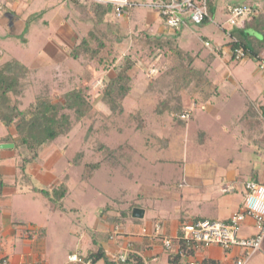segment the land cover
<instances>
[{
  "label": "rangeland",
  "instance_id": "obj_1",
  "mask_svg": "<svg viewBox=\"0 0 264 264\" xmlns=\"http://www.w3.org/2000/svg\"><path fill=\"white\" fill-rule=\"evenodd\" d=\"M13 5L9 8L11 14L23 20L9 26L2 18L7 26L2 24L0 28V44L4 45L0 63L15 57L29 68L20 79L22 88L13 97L21 109L37 96L60 99L63 92L80 82L84 70L95 71L89 82L90 110L82 118H77L73 110H65L70 114L69 130L42 151L47 157L43 159L52 164L49 173L54 176V184L66 177L64 210L29 191L17 199L12 196L11 206H0V212L10 211L12 217L30 218L48 228L45 247L52 264L68 258L78 243L79 231L85 230L92 236L93 228L99 227L98 214L106 205L117 211L136 202L135 207L147 209L144 221L157 214L173 219L178 206L191 207L188 197L194 186H205L221 174L229 180L232 169L245 176L251 165L264 167L256 149L259 146L264 150V130L253 131L259 128L254 119L258 115V97H264L260 61L254 57L230 58L228 38L231 41L236 36L224 30L233 28L227 21V12L217 11L213 21L205 24H188L179 37L180 46L167 38L156 44L142 34L147 31L156 35L162 25L155 10L148 6H136L118 18L107 14L98 22L101 14L90 12L89 4H74L71 0H20V8ZM88 31L113 47L109 63L96 68L83 56L69 55L72 45ZM199 34L206 35L212 45L205 46ZM215 43H219V49L214 48ZM173 45L183 63H187L185 52H189L184 47L192 49V53L200 51L190 65L206 72L205 79L210 83H203L201 91L193 86L194 80L186 87L175 88L174 78L169 75V65L176 60L168 52ZM125 56L136 61L128 71L131 88L119 108L113 109L101 90L116 75ZM208 94L207 101L204 98ZM247 104L251 108H246ZM176 108L182 111L172 110ZM177 116L183 123L177 122ZM6 131L14 129L0 122V136ZM88 162L100 165L84 181L82 168ZM20 172L17 174L21 175ZM30 183L35 185L39 180L24 177L17 184ZM219 184L223 192L227 182L221 180ZM237 185L244 189L241 181ZM228 195L216 196L213 205L219 206ZM239 199L237 196L233 202ZM28 201H34V207ZM233 202L230 208H234ZM207 208L198 212L220 218L218 211Z\"/></svg>",
  "mask_w": 264,
  "mask_h": 264
},
{
  "label": "crops",
  "instance_id": "obj_2",
  "mask_svg": "<svg viewBox=\"0 0 264 264\" xmlns=\"http://www.w3.org/2000/svg\"><path fill=\"white\" fill-rule=\"evenodd\" d=\"M144 2L142 0H137ZM211 1V6L213 8L212 14H210V20L204 22L207 23L209 21H213L211 19L215 16L217 11L226 12V6L228 4H248V5H257L260 0H242V1H235L230 2L228 0L220 1V0H209ZM14 2V3H13ZM20 0H0V28H2V24L4 26L5 22L2 18H4L9 26L11 24L18 25L22 18L19 16L16 17V14H11L9 8L13 7V4H16L18 8ZM130 10V9H129ZM23 12V10H22ZM8 13V15H7ZM257 13V12H256ZM13 16V18L11 17ZM6 17V18H5ZM11 17V18H10ZM158 17V16H157ZM248 18V17H247ZM245 18L239 23V26H235L230 30L224 29L227 34L230 33L234 28L243 27L242 24L246 21ZM8 19V20H7ZM161 24V23H160ZM189 22H184L181 24L180 29H167L164 25H160V32H171L172 34H176L175 37L177 42L180 46L181 41L179 37L182 36V31L184 27H186ZM203 24V23H202ZM201 25V24H198ZM244 34L249 36H258L253 29H249L248 31L244 32ZM201 35L202 42L209 41L210 39L204 35ZM231 39V36H229ZM228 42L229 38H228ZM203 43L201 44L203 46ZM219 43H215V46ZM212 45V44H211ZM184 47V46H183ZM184 49L188 50L190 53L193 52L192 49ZM231 48H229L230 51ZM213 51V49H211ZM232 50V49H231ZM214 52V51H213ZM4 53V45L0 44V59L2 54ZM232 51H230V58H232ZM200 56V54H199ZM221 57V56H220ZM227 58V56H225ZM15 58V57H10ZM10 58L3 59L6 61ZM224 58V57H223ZM229 58V57H228ZM256 60L257 57H254ZM260 60L264 61V50L259 53ZM17 59V58H15ZM225 59V58H224ZM19 60V59H17ZM21 61V60H19ZM23 63V62H22ZM1 64V63H0ZM264 97L259 96V109L258 115L255 114L254 119H257V123L259 125L258 130H253L256 133L262 132L264 130ZM207 101L209 100V94L205 97ZM252 104V102H250ZM253 108V105H251ZM207 107V106H206ZM246 108H251L250 104H247ZM210 109V110H209ZM212 110L208 107V113ZM263 124V125H262ZM261 126L263 128H261ZM251 127L248 126V130ZM255 129V128H254ZM262 129V130H261ZM8 131H6L7 133ZM5 133V134H6ZM257 138L260 140V136ZM264 136V135H263ZM252 137V136H248ZM250 141V140H249ZM255 141V138L252 140ZM8 148H1L0 147V174L4 182V186L0 193V206H11L12 199L11 197L14 196L15 199L18 196L24 195L27 191L31 192V194L41 195L43 196L38 189H48L54 186V176L52 173H49L52 168V164H49V160L43 159L45 156L42 154V151L37 160L27 163L23 167H20L21 160L16 152L12 151ZM46 149V148H45ZM260 155V159L262 160V156L264 155L263 148H256ZM11 150V151H8ZM52 154L49 156V158ZM47 158V157H45ZM40 162V163H39ZM43 165V166H40ZM264 166V164H263ZM264 167L255 168L251 165L248 172H246L245 176L244 173L241 174V171L237 169H232L230 172L232 175L227 180L223 178L222 174L219 176L218 180H210L207 185H200L193 187V192L190 193L191 195L188 197L191 203V207L187 206L186 208H182L178 206V212L173 219H169L167 216H151L148 217L145 221L143 220L146 214L147 209H144V216L142 218H138V220L133 219H125L119 226H111L109 222H107L106 217L101 216L98 214L99 218V227L93 228L92 236L87 235V231H79L78 240L76 243L75 248L68 253L69 254H77L79 256H83L87 253V251L94 249L97 245L103 247L106 252L107 257L112 259V257L123 254V255H130V258L127 260L126 264H172L169 260L170 252L166 251L161 243L162 236H169L174 237L178 234L179 225L182 219L185 218L187 221L194 220L196 217L200 218H209V219H227L232 213L240 209L241 203L243 200V193L244 189L239 187L237 184L239 181L243 184L246 180H254L258 182L264 183ZM20 172L21 175L17 174ZM201 174H204L203 172ZM16 175V177H15ZM14 176V179L12 178ZM19 177V179H18ZM34 178L38 179V184H28L25 186H18V181L23 178ZM239 177H244V179L240 180ZM224 180L227 182V185H232L233 190L229 192H222L220 189V182ZM58 181V180H57ZM55 181V183L57 182ZM226 184V183H225ZM209 187V188H208ZM191 186L189 185L188 189L190 190ZM244 188V184H243ZM208 189L211 190L209 193ZM186 193V192H185ZM224 193H228L227 199H223L221 202V206L218 204L213 205V202L216 201L219 196H223ZM219 194V195H218ZM221 194V195H220ZM35 195H33V200H35ZM4 196V197H3ZM237 196H240L241 199L238 201L233 202ZM220 199V198H219ZM221 200V199H220ZM235 204L234 208H230V202ZM30 207H34V201H28ZM33 205V206H32ZM209 206V208H207ZM29 208V207H28ZM205 208L208 210H216L218 211V215L220 218H210L206 215L201 214L198 212L199 210L202 211ZM40 209V208H39ZM114 212V210H111ZM196 218V219H197ZM15 222V223H14ZM44 224L40 222H36L30 218L22 219L12 217L10 211L0 212V246H1V255H4L8 258V264H27L28 262L34 261L38 264H52L48 260V254L45 247V240L48 233V228L46 227V234L45 236H38L37 230L40 227H43ZM256 231V227L252 221V219L247 218L246 221L243 223L240 234L247 236L251 235ZM238 249L232 250H223L218 246H209V247H198L196 250L187 256H183L182 263L185 264L189 260H196L201 263L203 259H211L214 260L217 264H232L233 260L239 254ZM114 260V258H113ZM254 261H259V264H264V236L260 245V248L256 250L245 262V264H252ZM54 264H112L111 261L108 263L104 262L102 259L95 261V262H84V263H76L70 261L68 258L63 262H58ZM114 264V263H113Z\"/></svg>",
  "mask_w": 264,
  "mask_h": 264
},
{
  "label": "trees",
  "instance_id": "obj_3",
  "mask_svg": "<svg viewBox=\"0 0 264 264\" xmlns=\"http://www.w3.org/2000/svg\"><path fill=\"white\" fill-rule=\"evenodd\" d=\"M71 2L74 4L79 3L75 0H71ZM88 4L90 12H94L98 15L101 14L98 18V22L102 21V17L107 14H113L114 18H118L109 6L98 3ZM207 6L210 16L213 12L211 1H207ZM251 6L257 10V13L250 15L246 21L243 22V27L234 28L230 32L231 36H236L234 40L232 39L230 41V48L234 49L239 46L243 47L246 51V57H257V59L260 60L259 53L264 50V0H260L257 5ZM157 16L160 18L163 26V18L160 15ZM250 28L260 35L261 38L244 34V32L248 31ZM178 29H180V27ZM165 31L168 33L167 30ZM146 32L142 34H145L148 41L155 42L156 44L163 38L171 39L174 44L177 43L175 37L176 34L171 33L172 35H167L166 32H160L154 35V33L150 32L149 34ZM112 48L111 44L106 43V41L100 37H96L93 32L88 31L86 35L72 45L69 55L73 58L83 56L89 59V61L94 64V67L97 68L100 65H105L110 62ZM168 52L169 56L176 58L173 65H169V75L174 78L173 84L175 88L178 90L181 87H186L194 80L193 86L196 90L201 91L203 83L207 84L209 82L205 77L206 72L204 70H198L190 65L191 62L199 56L200 51L195 53L185 52L187 63H183L182 59L179 60L181 56L175 45L170 47ZM135 63L136 61L128 56L122 57L121 62L118 64L116 75L110 78L101 90L103 98L113 109L119 108L121 100L124 99L126 94L130 91L131 85L128 71ZM28 70L29 68L24 63L15 58H10L0 64V122L6 128L12 126L14 129V132L8 131L6 134L0 136V144H13L9 149L15 151L16 154L21 157L20 167L37 160L41 151L47 148L54 139L69 130L71 125L70 114L65 110H73L77 118H82L87 114L90 110V102L88 100L90 91L89 82L95 72L93 68L84 70L81 74L80 82L72 89L63 92L60 99L54 100L48 96H37L27 107L21 109L19 104H17V100L13 97L17 96L19 93V89L22 85L20 79L28 72ZM172 110H175L177 113L182 111L180 108ZM177 119L178 123L182 122L179 120L178 116ZM99 165V162H88L84 164L81 179L84 181L89 180L92 177L94 170L97 169ZM3 186L4 182L0 174V193ZM38 190L53 207L64 210L63 198L68 193L65 176L56 182L52 188ZM136 204V202H133L128 208L117 210L112 213L111 210L113 209L106 205V207L101 209L99 215L101 216L102 214L106 217L107 222H109L111 226L117 227L124 222L125 219L138 220V218L131 216L132 208L138 205ZM196 218L194 220H196ZM187 221L185 218L182 219L179 225L178 234L174 237H170L172 243L171 249L168 252H170L169 260L172 264H181L183 256L191 255L196 248L200 247L195 246L194 244L188 245L185 241L179 238L180 227ZM37 233L38 236H45L46 227L43 226L38 228ZM80 257L85 262H95L102 259L106 263L111 261L112 264H115V261L113 260L115 256L109 260L105 250L100 245H97L94 249L87 251L85 255ZM129 258L130 255L126 256V260L122 264H126ZM201 264L217 263L211 259H203Z\"/></svg>",
  "mask_w": 264,
  "mask_h": 264
},
{
  "label": "built area",
  "instance_id": "obj_4",
  "mask_svg": "<svg viewBox=\"0 0 264 264\" xmlns=\"http://www.w3.org/2000/svg\"><path fill=\"white\" fill-rule=\"evenodd\" d=\"M79 3H98L111 7L118 17L125 15L129 9L136 6H148L155 10L157 15L163 18V24L167 28L178 29L184 22L192 24H202L210 20L208 13V0H151L141 2L137 0H75ZM228 14L227 21L232 27L237 26L242 20L256 13L248 4H228L226 6ZM234 40V39H233ZM205 46H211L209 41H204ZM218 48V46L214 47ZM235 60H242L246 57L243 47H236L231 50ZM259 68L264 80V61L259 62ZM182 116H185L183 114ZM264 164V155L262 156ZM243 200L240 209L232 213L227 219L200 218L183 223L180 227L179 238L188 245L209 247L218 246L223 250L238 249L239 254L232 264H245L247 259L260 248L264 236V183L246 180L244 181ZM223 192L233 190L232 185L222 187ZM247 218L252 219L256 231L251 235H241L240 230ZM162 246L166 251L171 249V238L163 236ZM182 255V254H181ZM68 259L76 263L85 261L77 254H69ZM126 260V255L119 254L114 257L115 264H122ZM89 262V261H87ZM0 264H8V258L1 255ZM27 264H38L34 261ZM179 264V263H176ZM185 264H201L196 260H189Z\"/></svg>",
  "mask_w": 264,
  "mask_h": 264
},
{
  "label": "water",
  "instance_id": "obj_5",
  "mask_svg": "<svg viewBox=\"0 0 264 264\" xmlns=\"http://www.w3.org/2000/svg\"><path fill=\"white\" fill-rule=\"evenodd\" d=\"M12 146H13V144H10V143L0 144L1 148H8V147H12ZM131 216L134 218H142L144 216V209L139 208V207L132 208Z\"/></svg>",
  "mask_w": 264,
  "mask_h": 264
}]
</instances>
